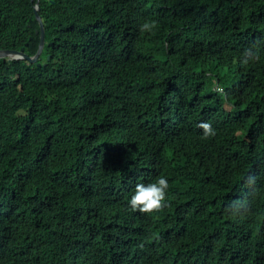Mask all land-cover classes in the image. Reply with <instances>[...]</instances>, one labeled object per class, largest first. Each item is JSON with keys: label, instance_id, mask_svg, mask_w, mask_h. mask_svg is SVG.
<instances>
[{"label": "trees", "instance_id": "obj_1", "mask_svg": "<svg viewBox=\"0 0 264 264\" xmlns=\"http://www.w3.org/2000/svg\"><path fill=\"white\" fill-rule=\"evenodd\" d=\"M0 264H264V0H0ZM27 45V46H26Z\"/></svg>", "mask_w": 264, "mask_h": 264}, {"label": "water", "instance_id": "obj_2", "mask_svg": "<svg viewBox=\"0 0 264 264\" xmlns=\"http://www.w3.org/2000/svg\"><path fill=\"white\" fill-rule=\"evenodd\" d=\"M34 1V0H32ZM36 19L40 25V31H37V34H40V45L37 53L34 56H29L25 53V48H21L20 50H1L0 51V59L3 60V63H11L14 60H25L29 63L35 64L37 63L38 59L40 58L44 46H45V23L44 19L39 14V3L35 5L34 8ZM27 46V45H26Z\"/></svg>", "mask_w": 264, "mask_h": 264}]
</instances>
